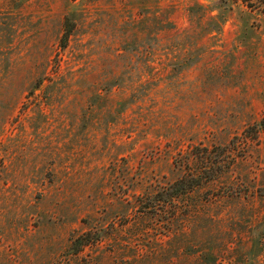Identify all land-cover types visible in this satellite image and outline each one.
Returning <instances> with one entry per match:
<instances>
[{"label":"rangeland","instance_id":"rangeland-1","mask_svg":"<svg viewBox=\"0 0 264 264\" xmlns=\"http://www.w3.org/2000/svg\"><path fill=\"white\" fill-rule=\"evenodd\" d=\"M263 117L259 0H0V264H264Z\"/></svg>","mask_w":264,"mask_h":264},{"label":"trees","instance_id":"trees-1","mask_svg":"<svg viewBox=\"0 0 264 264\" xmlns=\"http://www.w3.org/2000/svg\"><path fill=\"white\" fill-rule=\"evenodd\" d=\"M234 1H241L242 3H247L248 5V2L251 0H234ZM259 1L264 3V0H259ZM64 25L66 26V20H65ZM69 33H70V29L66 30V32L63 34V37L66 39ZM43 81H44V78L39 79L38 85H40V83H42ZM258 129L264 130V117L259 122ZM210 169L212 170V172L206 178L212 180L216 177L217 172H216V169L212 166L207 168L208 171ZM188 176L189 178H187L186 176L174 182L167 189L166 188L161 189L157 193V196H159V198L157 199L156 197H154L156 198L155 201H152V202L150 201V205L147 207H144L143 209L145 211H151V210L156 211L157 207L158 209H163V210L167 209V207L173 202L172 201L173 199L179 197V195H183L184 193L191 191L196 186V184L194 183L195 182L194 176H192V174H189ZM100 241L101 240L99 238L90 237L87 233L81 234L71 240L69 249L71 253L75 255V254H78L84 247H87L93 244H98Z\"/></svg>","mask_w":264,"mask_h":264}]
</instances>
